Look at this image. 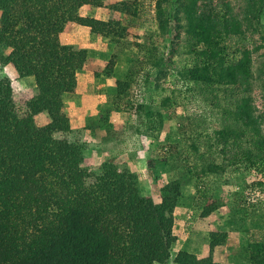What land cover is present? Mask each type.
<instances>
[{
	"label": "trees",
	"instance_id": "1",
	"mask_svg": "<svg viewBox=\"0 0 264 264\" xmlns=\"http://www.w3.org/2000/svg\"><path fill=\"white\" fill-rule=\"evenodd\" d=\"M263 2L242 0L238 12H232L224 0H155L157 23L161 30H170L168 43L173 48L181 42L189 58L176 75L208 106L188 114L187 123L180 126L191 133L183 144L197 164L183 180L179 176L163 184L154 202L140 193L136 175L118 169L111 159L99 163L96 171L79 166L84 146L66 137L72 130L63 110L64 97L74 92L75 71L85 63L86 50L60 43L58 34L72 21L87 26L91 35L118 42L126 25L77 13L85 4L101 6L102 0H0V48L6 50L2 63L12 66L17 77L33 80V94L16 106L9 79L0 76L1 264L166 263L175 242L172 211L181 185L193 179L204 187L197 202L203 215L217 207L209 200L210 185L222 174L264 164V94L256 92L263 100L258 108L253 91L257 76L250 69V53L264 51ZM110 7L134 14L128 1ZM246 31L256 38L250 48L245 47ZM228 42L235 44L231 54L226 51ZM152 49L146 60L157 80L169 70V56L156 55ZM258 55L259 67L254 70L261 73L257 85L264 90V52ZM130 86L129 78L114 80V107L127 111L133 106L143 112V135L156 137L164 117L152 106L153 91H148L144 104L133 105L128 100ZM166 100L161 98L159 105L167 109ZM98 109L104 113L86 117L82 128L119 135L107 121L109 109ZM41 112L48 121L37 126L34 116ZM166 152L167 158L173 156L174 151ZM262 205L264 210V198ZM224 237L222 232H210L206 255L177 250L172 261L217 264L211 252ZM242 251L247 264H264V243L248 242Z\"/></svg>",
	"mask_w": 264,
	"mask_h": 264
},
{
	"label": "rangeland",
	"instance_id": "2",
	"mask_svg": "<svg viewBox=\"0 0 264 264\" xmlns=\"http://www.w3.org/2000/svg\"><path fill=\"white\" fill-rule=\"evenodd\" d=\"M120 1H128L132 5L134 8L132 16L120 14L110 7V4ZM224 1L228 3L232 12H238L242 5V0ZM218 2L220 3V0ZM154 5L155 0H102L99 7L85 4L78 8L77 13L81 16L111 18L126 25L124 35L118 42L103 39L97 34H90L91 37L88 38L85 31L88 27L72 21L65 23L58 36L61 41L67 38L68 40L77 39L68 45L74 49L86 50L85 63L75 71L74 92L64 97L63 108L72 130L66 137L70 140H78L84 146L79 166L88 171H96L99 163L111 159L118 169L125 168L134 173L140 193L157 202L159 188L163 184L174 178L178 179L179 176H182L180 179L183 180L187 176L186 171L191 169L193 164H197L195 163L197 160L187 155L188 152L183 144L185 138L191 133L180 126H185L188 114L200 112L208 105L199 95L196 97L187 91L190 83H184L178 79L176 72L189 63V58L184 53L185 46L180 39H177L180 43L173 45L174 49L168 43L169 27L167 30H161L155 17ZM260 20L264 23V2ZM69 36L72 39H69ZM90 38H96V48L89 45ZM244 40L245 47L250 48L256 38L254 34L250 36L246 31ZM149 49L154 50L156 55L169 56V70L157 80L153 78L154 68L149 66L146 60V52ZM171 49L173 51L169 55ZM234 49L235 44L228 42L227 53L231 54ZM261 52H264L263 49L250 53V69L257 76L256 82L253 83V91L264 94V90L257 85L262 79L261 73L254 70L259 67L261 57L258 54ZM5 54L6 50L0 48V76H6L9 79L13 100L16 106H20L33 94V80L30 77H17L12 66L2 63ZM116 78L131 80L128 100L133 105L138 102L144 104L148 91H153L152 106L161 111L164 117L163 126L156 137L143 135L146 120L143 112L134 111L132 105L126 109L127 111L114 107L116 105L112 93ZM92 89H103L106 92L96 97L92 103L90 101L88 103V100L80 95L91 92ZM260 93H256L255 96V105L258 108L263 105ZM163 97L167 99L165 105L170 106L167 109L159 105ZM122 103L121 101L117 106H121ZM89 105L90 107L81 112L74 109L75 106L86 108ZM99 106L109 109L107 121L111 124L112 130L119 134L116 137L105 135L106 133L99 129L89 132L82 128L86 117L95 118L99 114L98 111L104 113V110L98 109ZM47 121L48 118L44 112L34 116L37 126ZM210 127L213 128L214 124L211 123ZM175 143L178 145L173 148L172 145ZM181 149L185 150L180 153ZM167 150L174 151L171 158L166 157ZM256 182L261 184H255ZM210 186L212 188L209 192V200L216 203L217 207L201 215L203 207L197 203L200 197L198 192L204 187L200 183L195 185L193 179L181 185V197L172 211L171 232L175 236V242L164 264H174L172 257L177 250L191 252L196 257L206 255L210 232L225 234L224 242L214 247L211 252L212 259L217 264H247L242 248L251 241H256L258 245L264 243L262 205L264 164L224 173L218 182ZM1 251L0 249V264Z\"/></svg>",
	"mask_w": 264,
	"mask_h": 264
},
{
	"label": "crops",
	"instance_id": "3",
	"mask_svg": "<svg viewBox=\"0 0 264 264\" xmlns=\"http://www.w3.org/2000/svg\"><path fill=\"white\" fill-rule=\"evenodd\" d=\"M82 28H83V27H82ZM83 29H84V28H83ZM85 31H87V32H86V35L88 36V38L91 37L89 31H88V30H85ZM59 34H60V33H59ZM69 37H70V36H69ZM58 39H59L60 43H62V44H71V43L77 41V39H76V40H68V38H67L66 40L61 41V38H59V36H58ZM69 39H72V38L70 37ZM89 40H91V41H89V42H90L89 45H90L91 47L96 48V47H97V46H96V42H95L96 38H90ZM95 86H98V85H95ZM104 92H106V91L103 90V89H102V90H101V89H99V90H93V89H92L91 92H85V93L81 94L80 97L86 98V99L88 100V103H90V102L92 103L93 101L96 100V97H100V96H102V95L104 94ZM89 101H90V102H89ZM79 105H81V104H79ZM88 107H90V105L87 106L86 108H84V107H80V106H75L74 109H76V111L81 112V110L84 111V110H86Z\"/></svg>",
	"mask_w": 264,
	"mask_h": 264
}]
</instances>
